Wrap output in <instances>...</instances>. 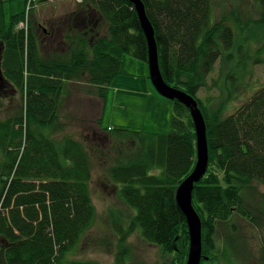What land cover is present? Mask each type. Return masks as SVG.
Returning <instances> with one entry per match:
<instances>
[{"label": "trees", "instance_id": "1", "mask_svg": "<svg viewBox=\"0 0 264 264\" xmlns=\"http://www.w3.org/2000/svg\"><path fill=\"white\" fill-rule=\"evenodd\" d=\"M142 1L155 30L164 80L198 100L207 124L209 167L193 192L203 225L201 264L218 262L222 253L224 258L240 256L231 248L243 237L231 222L241 217L261 227L264 221V203L250 202L257 185L264 186V88L228 116L223 102L212 111L198 94L217 63L241 66L248 58L230 23L241 33L253 23L264 29V0H255L260 18L250 16L248 22L237 9L214 22L215 0ZM25 20V12L13 15L8 26L0 0L3 72L23 99L17 115L0 120V264H99L70 258L96 220L91 189L95 156L101 164L109 161L108 184L137 212L110 213L118 236L115 264H129L127 241L137 231L173 256L169 264H187L190 236L176 193L195 169L197 143L186 106L173 101L167 135L104 129L110 140L100 154L73 137L59 142L50 135L63 125L60 110L68 82L93 86L90 91L106 104L110 86L126 74L124 58L148 62V43L134 5L83 0L64 19L63 48L60 43L50 52L39 25L28 20V32L17 30ZM104 25L107 32L101 36ZM233 77L229 81L237 80ZM221 226L230 232L219 256Z\"/></svg>", "mask_w": 264, "mask_h": 264}, {"label": "rangeland", "instance_id": "2", "mask_svg": "<svg viewBox=\"0 0 264 264\" xmlns=\"http://www.w3.org/2000/svg\"><path fill=\"white\" fill-rule=\"evenodd\" d=\"M215 2L214 22L229 17L236 9L241 12L243 22L251 20L250 16L253 20L260 18V10L255 0H215ZM80 3L79 0H32L28 12L29 0H4L6 24L10 25L13 15L25 12L26 19L39 25V34L45 35L44 49L50 52L53 39L56 36L59 37V33L57 34L55 30L56 24L61 26L62 20L65 21L68 14L76 11ZM230 25L235 32L236 44L243 47V53L245 52L248 58L242 62L241 66L236 63L229 65L217 63L214 72L208 78L207 87L200 90L198 94L206 106H211L212 111L223 102L226 108L225 116L236 113L260 89L264 88V29L253 23L250 28L241 33L234 22ZM19 28L18 25L17 30ZM241 28L244 26L242 25ZM106 32L107 27L104 25L103 29H100V35L103 36ZM124 61L126 74L119 76L115 79L116 83L110 86L106 110L103 109L102 103L96 106V103L90 99L92 95H95L91 92L92 89L88 91V88L84 87L82 90L79 86L75 92L67 91L68 94H65L60 110V121L63 125L59 130L50 132L55 140L61 142L65 136L73 137L83 142L86 149L90 151L93 149L100 154L98 150L105 149L110 140L104 129L109 127L111 129V126L145 134L167 135L170 133L174 102L157 92L151 80L148 62L137 60L132 56H126ZM231 76L237 80L229 81ZM9 96L10 98L6 99ZM22 104L23 99L19 92L0 96V120L5 121L17 115ZM101 119L103 120L100 124ZM95 157L91 189L93 204L96 208V220L70 258L73 261L115 264L118 236L113 231L110 213L116 210V213L124 212L133 216L137 212L128 209L119 198L117 190L108 184L105 170L110 164L109 161L101 164L99 158ZM257 190L258 192L252 194L250 199L254 206L259 202L264 203V186L257 185ZM262 222L261 227L241 217L231 222L232 226L235 223L238 225L237 232L243 237L233 242L231 249L240 256L231 254L232 258L223 257L222 252L226 248L225 235L230 232V229L221 226L216 241L218 254L220 256L222 253V256L218 262L211 264H264V221ZM127 244L130 247L129 264L172 262L173 256L165 254L159 246L147 243L140 231L132 234Z\"/></svg>", "mask_w": 264, "mask_h": 264}, {"label": "water", "instance_id": "3", "mask_svg": "<svg viewBox=\"0 0 264 264\" xmlns=\"http://www.w3.org/2000/svg\"><path fill=\"white\" fill-rule=\"evenodd\" d=\"M128 1L135 7L147 39L150 76L157 92L166 99L178 101L186 106L190 110L194 121L197 143V162L194 171L179 186L176 193V200L188 224L190 247L187 264H201L204 258L203 225L198 212L193 206V192L195 186L207 174L209 167V144L205 116L196 98L184 90L169 85L164 80L160 68L159 50L155 30L148 18L145 4L142 0ZM3 54L4 46L0 48V75L4 77L2 69Z\"/></svg>", "mask_w": 264, "mask_h": 264}, {"label": "crops", "instance_id": "4", "mask_svg": "<svg viewBox=\"0 0 264 264\" xmlns=\"http://www.w3.org/2000/svg\"><path fill=\"white\" fill-rule=\"evenodd\" d=\"M56 18H60V16L59 17H57L56 16ZM57 23V22H56ZM66 22L65 21H63L62 20V25L63 24H65ZM62 25L61 26H59V24H56V27H55V30H56V32L58 31V32H60L59 33V37L57 38V36H56V38L55 39H53V44H52V49H54L53 47H56L57 46V44H60L61 43V48L60 49H62L63 48V46H64V43H63V38H64V31L62 30ZM66 33V32H65ZM67 47L65 46L64 47V49H66ZM52 51H54V50H52ZM116 83V80L113 82V84L112 85H114ZM111 85V86H112ZM79 86L80 87H82V90H84V87H85V89H87L88 88V91L89 90H95V88L93 87V86H91V85H89V84H87V83H85V82H74V81H70V82H68L67 83V85H66V92H65V94H68L67 93V91L68 92H75V90H78L79 89ZM65 94H64V97H65ZM90 95V94H89ZM89 97H91V96H89ZM64 99L65 98H63L62 99V101H64ZM90 99H92L93 100V103H96V106H98V105H100V103H102L103 104V109L104 110H106V108H107V103L105 104L99 97H97V96H93L92 95V97L90 98ZM103 115V114H102ZM103 118H104V115H103ZM112 127V126H111ZM110 128V127H109ZM113 128H115V127H113Z\"/></svg>", "mask_w": 264, "mask_h": 264}, {"label": "flooded vegetation", "instance_id": "5", "mask_svg": "<svg viewBox=\"0 0 264 264\" xmlns=\"http://www.w3.org/2000/svg\"><path fill=\"white\" fill-rule=\"evenodd\" d=\"M1 47H3L2 42H0V48ZM9 93L14 94L15 90L12 88L11 84L7 81V79L3 77L2 75H0V96L3 97L4 95H9ZM7 98H10V96L6 97V99Z\"/></svg>", "mask_w": 264, "mask_h": 264}, {"label": "built area", "instance_id": "6", "mask_svg": "<svg viewBox=\"0 0 264 264\" xmlns=\"http://www.w3.org/2000/svg\"><path fill=\"white\" fill-rule=\"evenodd\" d=\"M82 1L83 0H79V2H82ZM31 2H32V0H29L30 5H31ZM30 5L28 7V12L30 11V8H31ZM28 18H29V16H28ZM20 29H23L26 32H28V19L20 25Z\"/></svg>", "mask_w": 264, "mask_h": 264}]
</instances>
